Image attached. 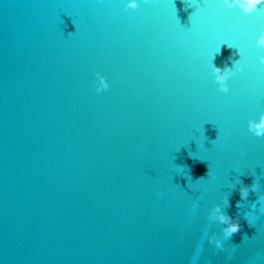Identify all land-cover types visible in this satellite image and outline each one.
Instances as JSON below:
<instances>
[{
    "label": "water",
    "instance_id": "water-1",
    "mask_svg": "<svg viewBox=\"0 0 264 264\" xmlns=\"http://www.w3.org/2000/svg\"><path fill=\"white\" fill-rule=\"evenodd\" d=\"M190 11L0 0V264H264V137L247 131L264 109V8L206 6L180 30ZM223 40L248 62L227 94L210 72ZM255 178L238 207L235 181ZM225 195L232 260L207 242L223 240L207 214Z\"/></svg>",
    "mask_w": 264,
    "mask_h": 264
},
{
    "label": "clouds",
    "instance_id": "clouds-1",
    "mask_svg": "<svg viewBox=\"0 0 264 264\" xmlns=\"http://www.w3.org/2000/svg\"><path fill=\"white\" fill-rule=\"evenodd\" d=\"M97 2H102V0H97ZM125 8L135 7L139 3L149 4L154 2V0H119ZM176 2V0H175ZM259 3H264V0H180V4L183 6V10L187 11L191 9L192 11L188 14V25L192 24V16L198 10L203 9L206 6H214L220 13L228 14L234 8H238L242 13L248 14L252 12L256 5ZM195 6V7H193ZM179 20V17H178ZM251 39V47L258 49V54L256 55V60L260 65H264V26H261L258 29V34H253ZM232 49L231 55L226 59V62L222 65H218L213 61L210 64L211 80L212 83L216 86V90L220 93L227 94L231 91V81L233 78L239 75H243L248 66L247 60L241 62V50L239 48L229 47ZM220 51L216 53L219 55ZM233 57H238L233 59ZM95 79L92 81L93 87L96 93L107 90L109 84L104 75L100 73H94ZM247 131L257 138L264 137V112L259 114V119H250L247 122ZM243 175V174H240ZM202 179V178H201ZM256 178L251 185L244 184L243 180L237 179L235 181L234 187L239 186L238 191L240 194V200L237 201L238 207H243L246 198L249 196L251 191H255ZM232 188H229L228 195L231 194ZM228 195H225L221 198V202L212 206L208 211L207 219L220 224L221 231L223 233V240L220 235L216 232H211L207 235V242L210 245H214L216 249L227 253V259L232 260L234 256L229 250V247H225L224 240L229 239L232 234L240 230V225L238 222V217H230L225 214L222 210L228 207ZM246 217V216H245ZM250 225V224H249ZM252 226V225H250ZM247 236V235H245ZM244 236V237H245ZM243 237V239H244ZM248 237V236H247ZM242 239V240H243ZM249 239V238H248ZM250 240V239H249ZM237 245H230L231 248H235ZM259 259L264 260V255H261Z\"/></svg>",
    "mask_w": 264,
    "mask_h": 264
},
{
    "label": "snow or ice",
    "instance_id": "snow-or-ice-1",
    "mask_svg": "<svg viewBox=\"0 0 264 264\" xmlns=\"http://www.w3.org/2000/svg\"><path fill=\"white\" fill-rule=\"evenodd\" d=\"M118 4H119V6L122 7L123 11H125V12H128L129 10L135 11V10L139 9L142 5H146V4H144V3L141 2V3L137 4L135 7L125 8V6H124L122 3H120L119 0H118ZM193 7H195V6H193ZM261 8H264V3H259V4H257L256 7H255V9H254L252 12H250V13H248V14H244V13H242V14H243L244 17H251V16H253L257 11H259ZM195 14H196V13H194L193 16H194ZM176 23H177V25H179L180 30H183V31H190V30H191L192 25H188L187 27H184V26H182V25L180 24V21H179L178 19L176 20ZM223 44H224V45L226 44V45H228L229 47H232L231 45L228 44L227 40H223ZM97 72L100 73L101 75H103L99 70H95V69L93 70V75H94V73H97ZM216 91H217V90H216ZM217 92H218V91H217ZM218 93H220V92H218ZM220 94H224V93H220ZM261 112H264V109L260 110V111H259V114H260ZM250 119H259V115H258L257 117H250V118H248V120H250ZM248 120H247V122H248Z\"/></svg>",
    "mask_w": 264,
    "mask_h": 264
}]
</instances>
